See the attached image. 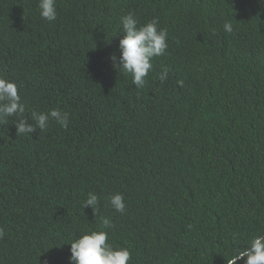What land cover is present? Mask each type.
Returning a JSON list of instances; mask_svg holds the SVG:
<instances>
[{
    "label": "trees",
    "instance_id": "1",
    "mask_svg": "<svg viewBox=\"0 0 264 264\" xmlns=\"http://www.w3.org/2000/svg\"><path fill=\"white\" fill-rule=\"evenodd\" d=\"M57 11L49 23L38 0H0V75L21 86L24 118L70 117L31 135H16V117L0 124V264H69L68 244L101 217L129 264H226L264 234V0H57ZM129 12L168 32L139 89L110 59ZM89 191L94 213L81 208Z\"/></svg>",
    "mask_w": 264,
    "mask_h": 264
},
{
    "label": "clouds",
    "instance_id": "2",
    "mask_svg": "<svg viewBox=\"0 0 264 264\" xmlns=\"http://www.w3.org/2000/svg\"><path fill=\"white\" fill-rule=\"evenodd\" d=\"M38 9L42 19L49 23L58 18L57 0H38ZM124 36L119 40L117 57L111 55L113 67L130 75L132 84L137 88L144 87L148 73L153 69V60L166 54L168 49V32L159 26V18L140 24L134 13L129 12L120 19ZM223 29L230 33L233 25L225 20ZM169 69L163 68L159 79L163 82L168 78ZM20 85L0 75V124H7L9 118L16 117L14 126L16 135H31L36 129L46 130L50 122H55L67 130L70 123L69 113L54 108L47 111H33L31 118L34 124L29 123L23 114L25 103L19 94ZM111 207L120 213L126 210L125 197L120 192L109 195ZM100 204V196L89 191L83 200L81 208H91L93 213ZM100 230L86 231L78 238H74L70 245L69 264H129L132 255L126 247L113 246L109 243V232L112 222L109 217H101ZM5 230L0 228V239H3ZM244 264H264V234L251 236L246 246L240 248L226 261V264H236L238 260ZM47 264V261H45Z\"/></svg>",
    "mask_w": 264,
    "mask_h": 264
}]
</instances>
